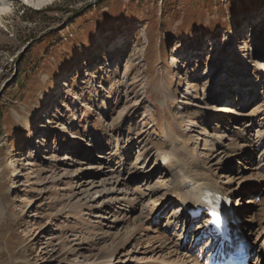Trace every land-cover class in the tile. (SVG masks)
Masks as SVG:
<instances>
[{
	"label": "rangeland",
	"instance_id": "374dc122",
	"mask_svg": "<svg viewBox=\"0 0 264 264\" xmlns=\"http://www.w3.org/2000/svg\"><path fill=\"white\" fill-rule=\"evenodd\" d=\"M0 2V264H197L172 152L248 177L245 237L264 246V144L232 145L236 116L264 130V0ZM103 176L128 200L91 190Z\"/></svg>",
	"mask_w": 264,
	"mask_h": 264
},
{
	"label": "bare ground",
	"instance_id": "6f19581e",
	"mask_svg": "<svg viewBox=\"0 0 264 264\" xmlns=\"http://www.w3.org/2000/svg\"><path fill=\"white\" fill-rule=\"evenodd\" d=\"M218 110L220 112H222L223 115H226V116L229 115V117L232 116L233 114H236V110L234 108H232L231 106H229V105H223ZM260 119L264 120V116L260 117ZM233 120H236L237 124L241 125V127L236 129V132L239 135L238 137H236V139H237L236 141L237 142H233V139H230V142L231 143L233 142L232 145L236 144L235 145L236 146V150H237L236 154L238 156H240V155H242V153H241L242 151H245V152L247 151V152L251 153L250 158H256V156L261 151V147L264 144V130L256 131L254 125L251 122L247 121V120H242V117L236 116V118H234ZM257 125H261V126L264 127V123L257 124ZM254 132H257L256 134L259 137V140H258V142L256 144H252V142H253L252 137L255 135ZM220 138L221 137H218V142L217 143H219L221 141ZM252 145H253V147H252ZM233 149H235V148H233ZM256 149H257V151H255ZM236 150H233L234 153L236 152ZM252 152H254V153H252ZM167 153H169V152L167 151ZM171 154H173L174 156L177 155V154L175 155L174 152H172V153L169 154V156H171ZM262 154L263 155H261V156H263V157H261L259 159V161H258V164H259L258 169L260 170V172L264 171V153H262ZM169 156L168 155H163L160 160L164 163V167L168 171V173H170L171 175L172 174L174 175V178H173V191H172L171 197L172 198L175 197L177 199V201L181 205V209H182V212H183L181 215L177 216L178 220H176L177 224H176V229L175 230H178L180 228L177 225H179L184 220L185 221L182 224L183 228L188 230L190 224L194 223L193 222V220H194L196 222V224H193L194 227L196 226L194 228L195 237L202 235L201 232L203 231V229L205 227L204 225L206 224V223L203 224V220L202 219H204V217L208 216L207 212H204L202 217L193 219L191 217V212L189 211V209L197 208L199 206H202L201 193L203 192V190L214 191L217 194L225 195V196H227L229 198H232V199H233V197L235 195L239 196V197H237L239 200L236 202V204L240 207L238 210H240L242 212L241 215H244V214L248 213L247 216H246V219L245 220L243 219V222H247L248 219H250L251 209L254 208L253 204H255V200H254L253 197L249 198L248 200H242L241 199L242 196L246 195L247 189H249L250 186H252V184H248V182H249L248 181V177L239 179V184L236 185L234 183V181H233V180H235V177H236L235 176V171H234V174H233L234 178L232 177V179H227V182H225V181L222 182L221 180H218L216 178L217 172H215V170H213L209 165L200 166L199 161L196 159L198 156L194 155L193 153H191V156H190V158L188 160H184V167H185L184 170L185 171H180L178 169V167L176 166V161H178V165L182 161L179 160V159L173 158V157H169ZM177 157L179 158L178 155H177ZM122 160H124V158H122ZM242 164L243 163H241V165ZM242 167H240V168H242ZM252 169L255 170L256 169L255 166H252ZM107 174L108 173L106 172V175ZM238 174L240 175L241 173H238ZM252 174H254V171H252V173H250V175H252ZM227 175H231V174L230 173H226V176ZM105 176H103V178L100 179L98 182L89 181L90 184L92 185L91 186V190H93V191L95 190L96 193H99L100 197L105 199L107 201V203L113 204V203H116V202L120 203V202H122L124 200H128V194L130 193V188L129 187L128 188L125 187L127 185L125 183L126 181H123V179L121 181H119L118 178H116L115 181L113 180V182H112V181H108L107 180L108 178L106 179ZM241 176H242V174H241ZM263 177H264V175H263ZM109 179H110V177H109ZM235 181H236V183L238 182V180H235ZM120 186H122V187H120ZM260 189H261V187H260ZM259 192H260V190H259ZM83 196H84V194H83ZM96 196H97V194H96ZM16 199H17V197H16ZM134 219H135V217H134ZM180 220H182V221H180ZM205 220L207 221L208 218H205ZM133 222L134 221H131V225H132ZM235 229L237 230V234L238 235H240L241 237H244V235H243L244 232H243V229L241 227V224L238 223L237 226H235ZM137 230H139V228H137ZM245 230H246V228H245ZM138 232L136 231V233H138ZM263 233H264V231L262 232V234ZM184 234H186V232H184ZM193 237H194V235H193ZM160 247H162V246L160 245ZM160 247H157V248L162 249ZM196 247L190 246L189 247V252L193 251L194 249H196ZM204 249H205V246H204ZM252 252L254 254H256L257 256H256V258L254 260H251L250 263L251 264H264V246L263 247L261 246V248L259 250H255V251H254V248L252 247L251 248V253ZM192 258H194V257H192ZM194 259H196V258H194ZM186 263H187L186 259L182 258L181 264H186ZM103 264H111V261H108V262L103 263ZM197 264H199V261L197 262Z\"/></svg>",
	"mask_w": 264,
	"mask_h": 264
},
{
	"label": "snow or ice",
	"instance_id": "6c2138e0",
	"mask_svg": "<svg viewBox=\"0 0 264 264\" xmlns=\"http://www.w3.org/2000/svg\"><path fill=\"white\" fill-rule=\"evenodd\" d=\"M209 204H211L212 202L211 201H208ZM208 214L209 216L211 217L212 219V224L216 226V229L218 232H220V224L222 223V219L220 217V214H219V209L217 206L213 205L209 211H208ZM228 242V237L226 235V230L222 236V240H221V243L224 244V243H227Z\"/></svg>",
	"mask_w": 264,
	"mask_h": 264
}]
</instances>
